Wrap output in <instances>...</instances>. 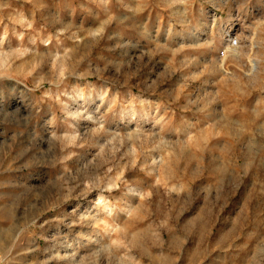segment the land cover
Listing matches in <instances>:
<instances>
[{
	"label": "rangeland",
	"instance_id": "rangeland-1",
	"mask_svg": "<svg viewBox=\"0 0 264 264\" xmlns=\"http://www.w3.org/2000/svg\"><path fill=\"white\" fill-rule=\"evenodd\" d=\"M0 264H264V0H0Z\"/></svg>",
	"mask_w": 264,
	"mask_h": 264
},
{
	"label": "bare ground",
	"instance_id": "bare-ground-1",
	"mask_svg": "<svg viewBox=\"0 0 264 264\" xmlns=\"http://www.w3.org/2000/svg\"><path fill=\"white\" fill-rule=\"evenodd\" d=\"M232 39H235V44L238 42V39L236 38V36H234V35H230L229 34V37L227 38V47H226V49L223 51V53L225 54V52L226 51H228V49L229 48H232V46H234V44L232 43ZM233 51V50H232ZM227 53H229V52H227Z\"/></svg>",
	"mask_w": 264,
	"mask_h": 264
},
{
	"label": "built area",
	"instance_id": "built-area-1",
	"mask_svg": "<svg viewBox=\"0 0 264 264\" xmlns=\"http://www.w3.org/2000/svg\"><path fill=\"white\" fill-rule=\"evenodd\" d=\"M232 43L235 44V39H232Z\"/></svg>",
	"mask_w": 264,
	"mask_h": 264
}]
</instances>
